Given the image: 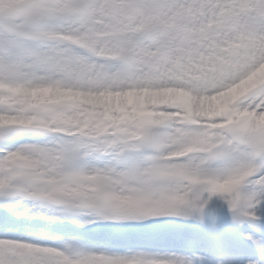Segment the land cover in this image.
<instances>
[{"label":"snow or ice","instance_id":"6c2138e0","mask_svg":"<svg viewBox=\"0 0 264 264\" xmlns=\"http://www.w3.org/2000/svg\"><path fill=\"white\" fill-rule=\"evenodd\" d=\"M0 264H264V0H0Z\"/></svg>","mask_w":264,"mask_h":264}]
</instances>
